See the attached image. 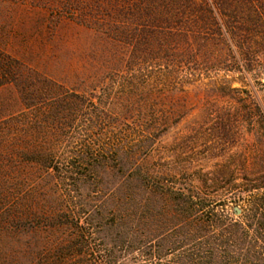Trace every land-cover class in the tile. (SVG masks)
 I'll use <instances>...</instances> for the list:
<instances>
[{
  "label": "trees",
  "instance_id": "1",
  "mask_svg": "<svg viewBox=\"0 0 264 264\" xmlns=\"http://www.w3.org/2000/svg\"><path fill=\"white\" fill-rule=\"evenodd\" d=\"M57 2L59 15L97 27L125 47L130 71L167 60L172 71L158 76L179 79L174 69L192 62V80L202 77L200 66L228 60L232 71L264 67V0ZM139 81L130 72L120 85ZM7 85L17 88L22 108L0 119V264H264V100L255 108L246 100L255 140L229 161L209 170L191 161L126 170L107 160L126 155L131 124L120 130L122 138L107 133L98 147L92 140L73 150L61 146V130L79 111L89 132L102 123L120 127L130 100L115 112L102 108L105 93L87 109L85 95L0 47V87ZM141 125L149 142L167 127L153 117ZM235 129L231 120L222 127L226 139ZM100 153L106 157L97 160ZM111 170L122 177L111 183L105 179ZM221 202L239 209L231 213Z\"/></svg>",
  "mask_w": 264,
  "mask_h": 264
},
{
  "label": "rangeland",
  "instance_id": "2",
  "mask_svg": "<svg viewBox=\"0 0 264 264\" xmlns=\"http://www.w3.org/2000/svg\"><path fill=\"white\" fill-rule=\"evenodd\" d=\"M57 5V0H0V47L68 91L85 95L87 109L105 93L102 108L110 107L109 110L117 112L125 100L132 102L130 111L124 113L128 117L124 125L102 123L93 132L85 129L88 118L84 112H77L72 124L61 130L63 148L81 149L84 143L94 144L92 140L98 147L100 138L107 133L114 134L115 139L122 138L120 130L129 129L128 123L135 131L124 136L127 153L108 158L110 166H125L127 170L140 164L144 168L166 170L191 161L209 170L219 162L229 161L231 153H241L247 143L254 142L256 132L244 117V105L248 98L252 108L264 100L261 64L253 71H232L235 64L231 60L222 65L200 66L197 74L202 77L192 80L187 79L196 67L192 62L179 63L174 69L179 79L164 76L174 65L167 60L140 63L130 71L125 47L97 27L82 24L68 14L59 15ZM130 72L138 75L140 81L134 87L125 84L121 88V79ZM158 73L164 74L158 76ZM21 108L17 88L0 87V119ZM256 110L253 120L257 118ZM150 117L162 120L167 127L158 130L149 142V139L143 141L146 133L141 124ZM230 120L237 129L233 138L226 139L222 127ZM105 157V153H100L97 160ZM113 172L105 177L111 183L123 174ZM220 204L231 213L239 209L233 203Z\"/></svg>",
  "mask_w": 264,
  "mask_h": 264
}]
</instances>
